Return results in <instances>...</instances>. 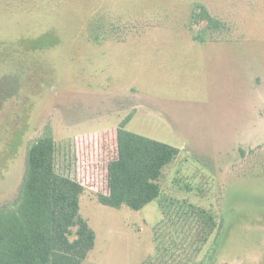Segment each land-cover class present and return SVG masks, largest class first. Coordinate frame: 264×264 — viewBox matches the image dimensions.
I'll return each mask as SVG.
<instances>
[{"label":"rangeland","instance_id":"rangeland-1","mask_svg":"<svg viewBox=\"0 0 264 264\" xmlns=\"http://www.w3.org/2000/svg\"><path fill=\"white\" fill-rule=\"evenodd\" d=\"M48 129L95 233L82 264H264V0H0V206ZM141 138L177 155L134 209Z\"/></svg>","mask_w":264,"mask_h":264},{"label":"trees","instance_id":"trees-1","mask_svg":"<svg viewBox=\"0 0 264 264\" xmlns=\"http://www.w3.org/2000/svg\"><path fill=\"white\" fill-rule=\"evenodd\" d=\"M190 21L192 24L206 22L205 28L210 30L221 26L201 3L193 5ZM195 39L204 41L200 33ZM141 139L146 140L147 148L141 178L145 187L139 188L143 202L136 203L134 209L157 197L159 184L152 181H159L162 170L177 155V150L168 144ZM54 153L50 129L26 150L16 197L12 203L0 206V264H82L94 247L95 233L79 215L83 187L56 172ZM146 168L150 170L145 171ZM97 199L104 206H120L119 201L102 194ZM206 222L213 233L212 218Z\"/></svg>","mask_w":264,"mask_h":264}]
</instances>
